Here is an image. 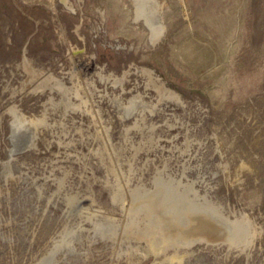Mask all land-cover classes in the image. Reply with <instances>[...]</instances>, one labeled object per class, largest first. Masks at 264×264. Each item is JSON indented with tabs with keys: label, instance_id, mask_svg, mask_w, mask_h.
Here are the masks:
<instances>
[{
	"label": "rangeland",
	"instance_id": "374dc122",
	"mask_svg": "<svg viewBox=\"0 0 264 264\" xmlns=\"http://www.w3.org/2000/svg\"><path fill=\"white\" fill-rule=\"evenodd\" d=\"M0 264H264V0H0Z\"/></svg>",
	"mask_w": 264,
	"mask_h": 264
},
{
	"label": "bare ground",
	"instance_id": "6f19581e",
	"mask_svg": "<svg viewBox=\"0 0 264 264\" xmlns=\"http://www.w3.org/2000/svg\"><path fill=\"white\" fill-rule=\"evenodd\" d=\"M158 191H159V190H158ZM155 193H156V192H155ZM151 194H152V193H151ZM159 195H160V194H159ZM152 196H153V195H152ZM151 198H152V197H151ZM152 200H153V199H152ZM157 209H158V208H157ZM195 218H196V217H195ZM201 220H202V219H201ZM202 221H203V220H202ZM208 221H209V220H208ZM208 221H207V222H208ZM209 223H210V222H209ZM170 224H171V223H170ZM202 224H203V223H202ZM204 224H205V223H204ZM196 225H197V224H196ZM165 226H167V225L165 224ZM170 226H171V225H170ZM182 227H183V226H182ZM185 228L187 229V227H185ZM190 228H191V227H189V229H190ZM202 228H203V227H202ZM172 229H174V228H172ZM172 229H171V230H172ZM167 230H168V229H167ZM172 233H173V232H172ZM188 233H189V232H188ZM188 233H187V234H188ZM189 234H190V233H189ZM173 235H175V233H174ZM175 237H176V235H175Z\"/></svg>",
	"mask_w": 264,
	"mask_h": 264
}]
</instances>
